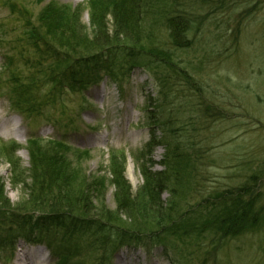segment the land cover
Instances as JSON below:
<instances>
[{"label":"rangeland","instance_id":"374dc122","mask_svg":"<svg viewBox=\"0 0 264 264\" xmlns=\"http://www.w3.org/2000/svg\"><path fill=\"white\" fill-rule=\"evenodd\" d=\"M157 1L160 9L150 7L144 32L156 51L170 50V63L152 57L149 63L144 51L133 60L141 64L123 67L117 81L100 72L95 83L77 93L52 77L61 52L51 45L34 44L27 32L32 28L42 32L38 16L49 3L80 10V24L88 29V0H0V123L9 132L0 134L5 199L15 207L24 197L17 183L30 182L27 144L32 138L62 152L68 168L82 173L87 182L103 177L108 181L112 154L122 155L124 178L135 194L142 186V165L153 163V170H163L165 148L147 145L153 130L157 141L178 145L188 159L185 171L173 175L179 177L178 195L185 199L177 207L181 221L189 213L206 211L218 194L228 196L246 188L245 193L256 195L257 207L263 211L260 222L236 237L213 231L190 234L191 238L148 234L123 246L121 233L115 232L103 249H98L100 241L93 245L98 250L82 244L75 262L264 264V0ZM180 13L192 20V28L188 48L174 49L166 20ZM107 20L110 33L112 22ZM108 52L96 54L104 60ZM74 62L72 69L77 71L78 61ZM15 89L25 92V100H33L29 110L15 109ZM154 101L159 109L149 112ZM83 151L88 155L77 159V152ZM106 184L104 203L112 210L113 189ZM168 198L166 191L162 199ZM10 228L12 235L20 231L15 225ZM0 236L4 246L8 235L0 231ZM34 247L18 236L9 261L12 251L1 250L0 264H16L19 253L30 256ZM40 260L34 264H55L46 250Z\"/></svg>","mask_w":264,"mask_h":264},{"label":"trees","instance_id":"16d2710c","mask_svg":"<svg viewBox=\"0 0 264 264\" xmlns=\"http://www.w3.org/2000/svg\"><path fill=\"white\" fill-rule=\"evenodd\" d=\"M87 3L90 12L88 29L80 24V10L73 11L66 6L57 7L49 3L38 16L42 32H34V28L27 32L34 44L41 47L51 45L61 52L59 63L53 66L52 77L59 78L71 92L80 93L89 83H95L98 78L94 76L100 72L118 78L123 67L141 64L133 60L144 51L149 63L151 57L158 58L161 64L165 61L170 63V50L156 51V46L148 45L144 32V20L150 7L160 9L157 0H88ZM183 14L173 15L166 20L174 49L188 48L187 35L191 32L192 20ZM108 18L113 27L110 33ZM141 36H145L146 41ZM106 50L109 51L107 58L101 60L96 53H105ZM53 52L49 51L46 55ZM79 52L85 55H78ZM75 60L79 66L77 71L72 69ZM24 96L25 92L14 90L13 105L19 112L22 109L27 111L34 105H29L33 100L27 101ZM152 103L149 112L159 109L155 101ZM150 131L147 145L165 148L160 161L163 170H153V163L147 167L142 165V186L135 194H132L124 178L125 159L122 155L117 158L112 154L108 181L103 177L87 182L82 173L68 168L62 152L50 148V144L39 145L37 138L29 139L30 182L17 183L24 196L17 206H10L5 199L4 186L0 182V221L4 222L0 231L8 235L4 246L0 236V260L3 255L1 250L6 248L8 252L12 251L18 236L30 243L45 244L55 264H81L75 262L74 258L82 244L88 250L103 249L105 243L112 242V233L115 232L121 233L119 240L120 246H123L125 243L139 242L140 236L148 234L155 237L170 234L179 238L189 235L191 238L190 234L203 236L207 231H213L222 237H236L260 222L263 211L257 207L256 195L245 193L246 188L228 196L226 193L218 194L206 211L189 213L181 221L177 207H181L185 199L178 195L181 183H178L179 177L173 178V175L185 171L189 165L188 159L179 152L178 145L157 141L153 130ZM62 144L57 145L63 147ZM77 153L80 154L77 159L88 155L86 151ZM107 182L113 189L115 208L112 210L104 203ZM166 191L170 200L162 199ZM35 213L39 216H35ZM12 225L20 230L13 235L10 230ZM60 231H63L62 235ZM55 234H59L60 238ZM97 241L102 244L95 249L93 245ZM194 241L197 240L194 238Z\"/></svg>","mask_w":264,"mask_h":264},{"label":"bare ground","instance_id":"6f19581e","mask_svg":"<svg viewBox=\"0 0 264 264\" xmlns=\"http://www.w3.org/2000/svg\"><path fill=\"white\" fill-rule=\"evenodd\" d=\"M15 125V122H14ZM9 132L5 130L3 123H0V134L2 135H7ZM19 249H23V244H19ZM18 249V250H19ZM34 250L31 252L30 256H27L25 254L19 253L17 258H16V264H34L37 260L40 262L41 257L44 253V248L40 246H36L33 248ZM20 252V251H19ZM28 258V262H26V259Z\"/></svg>","mask_w":264,"mask_h":264}]
</instances>
